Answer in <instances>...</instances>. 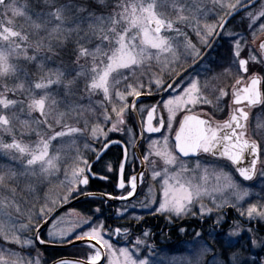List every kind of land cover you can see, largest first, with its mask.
Listing matches in <instances>:
<instances>
[{"label": "snow or ice", "instance_id": "obj_1", "mask_svg": "<svg viewBox=\"0 0 264 264\" xmlns=\"http://www.w3.org/2000/svg\"><path fill=\"white\" fill-rule=\"evenodd\" d=\"M255 3L179 0L171 19L161 11L169 0H116L114 5L109 0H0V156L8 159L0 165V264H40L39 258L22 257L16 245L77 241L87 258L56 264H103L105 259L107 264H151V230L143 227V215H129L149 168L156 188L149 184L139 202L147 214L166 216L169 223L211 219L208 235L222 239L225 247L218 254L223 258L214 257L213 264H264L244 256L249 246L264 245V237L258 236L264 228L256 226L264 225V192L244 186L253 180L257 163L264 165V139L246 138L249 109L264 108V76L251 70L260 65L264 71V42L256 52L242 33L229 27L240 11L251 19L264 17V10L258 17L248 11ZM172 8L177 9V0ZM209 13L217 17L216 23L201 26L200 18ZM225 46L226 71L236 70L234 84L230 91L219 89L214 102L203 94L207 85H201L200 68ZM157 65L161 74L150 70ZM153 89L161 99L137 107L145 94L153 96ZM206 105L228 118L213 126L211 119L197 114ZM117 133L128 139H113ZM156 134L163 148L160 139L151 138ZM113 146L121 147V159L104 166L124 194L86 192L90 177L109 179L93 169ZM141 148L143 155L138 156ZM201 155L205 165L207 157L222 165L214 170L211 187ZM191 156L197 162L190 168L184 161ZM157 159L163 161L160 170ZM126 166L133 174L126 175ZM62 171L66 192L51 200L45 187ZM97 195L103 203L91 214L73 210L58 215L70 199ZM254 195L259 199L249 202ZM109 200L123 202L115 216L126 218L124 224L108 225L112 217L103 208ZM226 208L235 212L231 223ZM70 215L76 218L66 220ZM137 229L140 235H135ZM26 233L31 236L25 238ZM113 237H123L127 246L116 247ZM195 237L199 242L203 233L196 231ZM142 250L148 255L140 258Z\"/></svg>", "mask_w": 264, "mask_h": 264}, {"label": "rangeland", "instance_id": "obj_2", "mask_svg": "<svg viewBox=\"0 0 264 264\" xmlns=\"http://www.w3.org/2000/svg\"><path fill=\"white\" fill-rule=\"evenodd\" d=\"M220 2V0H218V3ZM223 3H235L236 0H222ZM109 3L111 4H115L116 0H109ZM172 3L173 0H169V7L167 9H161V11L165 12V14L171 18V19H175V14L176 11H178L179 8V0H177V9L174 10L172 8ZM263 10L262 5L255 8L254 10L250 11V12H254L257 14L258 17V13L260 11ZM216 11H219V7H217ZM181 14H187V13H181ZM222 14V13H221ZM245 16L247 18L248 15L247 13L245 14ZM261 17H258L256 19H250V21L254 22V21H261V25H264V17H262L261 19H259ZM216 19L217 17L215 15H213L212 13H209L207 15V17H202L200 18V24L201 26L207 24V25H214L216 23ZM189 36H195L193 33H191V31L189 30ZM264 37V31L263 32H259L258 36H256L253 40H246L248 42V44L252 47V49H254L256 52H259L257 50V46H256V42L258 39ZM196 38V37H194ZM196 42V40L194 41V43ZM227 53L224 54V61L222 62V65H218L217 69L215 70V67H210L208 66V63L205 64V71L207 72L210 71V77L208 76V78L205 79V85H207V89L205 91V95H207L209 97V99L213 100L215 102V97L219 94L218 90L221 88H224L225 90H231V86L232 83L234 81L233 76L236 72V70L234 68H232L231 70L226 71V69L229 68L228 62H227V58L226 56ZM211 58L208 60L210 62ZM155 63V62H153ZM57 65L56 64H49L48 67L50 68H55ZM158 68L159 70V66H155L152 67L150 70L152 69H156ZM202 70V66L200 68V71ZM252 72L254 73H258L259 75L264 76V71L261 70V66L260 65H256L254 67H252ZM153 73H156L155 71ZM160 73V72H159ZM201 78V76H200ZM201 85H202V80H200ZM230 87V88H229ZM56 89H53V92L55 93ZM226 102L229 104V101H227V98H225ZM85 103H87V101H85ZM223 106V105H221ZM200 111L199 108L197 109V112ZM205 113H210V114H215L212 117L216 118V116L218 115L219 118H224L227 114L221 113L219 112L214 106H205ZM249 120L247 122V134H246V138H250V139H254L256 141H261L262 139H264V108H262L260 105L257 107H251L249 109ZM120 135H123L124 138L127 140L128 139V135H125L123 133H117ZM152 139H160L161 140V148H163V141L162 138L157 135L156 137H151ZM149 142V137L145 136L144 138V146H146ZM59 146V145H57ZM94 147H96L97 145L94 143L93 145ZM169 148H171V144L169 145ZM129 152L130 155L132 153V149L129 148ZM213 158L207 157V164L205 165V157L203 155H201L200 157V163L202 166H206L209 169V181L208 184L211 187L214 183L215 180L213 179L214 177V170L217 167H222V165H213L211 163ZM260 161H264V151H262L261 155H260ZM188 167H194L196 162H197V158L195 159H185L184 161ZM5 163H8V159L6 157L0 156V165H3ZM70 163V162H69ZM163 161L160 159H157V170H160V167L162 166ZM65 169H68V165L65 164L64 165ZM150 169V168H149ZM150 171L149 170V178L150 177ZM224 171H229V169H224ZM68 175L70 178V169L68 170ZM236 179H240L238 176H235ZM152 181V179H151ZM153 182V181H152ZM66 178L64 175V172L62 171L59 174V179H54L52 180V182L50 184H48L45 187V193L48 195V197L51 200H57L58 197L62 196L65 194L66 192ZM154 183V182H153ZM244 186L245 187H249L253 190L254 193H261L264 192V165H262L261 163H257L256 166V175L254 177V179L252 181L249 182H244ZM154 187L156 188V185H154ZM259 199L258 196L254 195L252 197V199L249 202H256ZM140 201L136 200L135 202H133L132 204H135L136 207L134 209H139L140 206ZM204 203L208 204L209 207H211L212 205L210 204V202L208 200H205ZM123 206V205H122ZM122 206H119V208H121ZM118 209V208H117ZM138 211V210H135ZM225 211L228 212V219H229V223H231V220L235 218V212L234 210L230 209V208H226ZM73 210H66L64 212H62L61 214H59L60 216H64L66 213H72ZM229 214H231L232 216H229ZM76 217L74 215H70V216H66L65 219L66 220H73ZM214 219V217H213ZM210 224H212V220L209 219ZM207 227L208 229L210 228L209 223H207ZM247 226V225H245ZM256 226L260 227V224H256ZM225 231H227V226H224ZM47 231V229H45V232ZM31 236V233H26L25 234V238ZM259 236V235H258ZM212 240L214 237L210 236ZM259 237H264V233L262 235H260ZM143 238V237H141ZM204 238V235H203ZM121 240L123 239V237L120 238ZM135 239V238H134ZM133 239V240H134ZM113 242V241H112ZM222 242H224L222 240ZM113 244L116 247H121V246H127L125 243L121 244V243H115L113 242ZM151 245V244H148ZM14 250L18 253H20V255L22 257H24L25 259H31V260H35L37 258H39L40 260V264H43L42 262V255L40 254V252L38 251V249L34 246V247H21L19 245L13 246ZM237 247H239V245H237ZM264 247V245H261L260 247L257 248H251V246H249L250 250H248L247 252H245V254H247L248 256H254L253 254L258 252L259 250H261V248ZM162 248V247H161ZM31 249V250H30ZM32 251V252H31ZM145 251L142 250V254L140 258H143V256L148 255L147 251L144 253ZM222 253V252H220ZM219 252H214L212 251L211 247L205 243V240H201L199 242L196 241V237H195V233L193 232L191 240L189 242H181L178 243V246L173 245L171 247V249H157V248H153L152 249V253H151V264H213V260L214 257L216 259H221L222 257L219 256L218 254H220ZM103 264H107V260L105 259L103 261Z\"/></svg>", "mask_w": 264, "mask_h": 264}, {"label": "flooded vegetation", "instance_id": "obj_3", "mask_svg": "<svg viewBox=\"0 0 264 264\" xmlns=\"http://www.w3.org/2000/svg\"><path fill=\"white\" fill-rule=\"evenodd\" d=\"M195 36H191L190 38L193 40V42L196 40V38H194ZM223 43V41L221 42ZM221 50H227V46L223 47V48H218L217 51L212 52L211 55L209 57H207L203 63L201 64L202 66V70H201V78L200 80H202V85H205V79L208 78V76L210 77V71L207 70V72L205 71V64L208 63V66L210 67H215V70L217 69L218 65H222V62L224 61V54H221ZM211 58L210 62L208 61ZM227 58V56H226ZM187 66V65H185ZM152 72H156V74H161L159 73L158 68L156 69H152ZM258 74V73H257ZM234 84V81L232 83V85ZM230 88V87H229ZM205 95V91L203 93ZM166 98V97H165ZM161 99L160 96L155 95V90L153 89V96H147L146 94L140 99L139 104L137 105V107L143 105L144 107H150L153 104H156L157 101H159ZM227 101H229V104H231V101L227 98ZM259 106V105H256ZM256 106H252V107H256ZM200 111L197 112V114H200L202 117L205 118V106L203 107V109H199ZM146 115V113H145ZM137 118H139L137 116ZM228 117L227 115L224 118H212L210 117V119L212 120L213 126H215V123L217 121L223 122L224 120H226ZM159 134L153 135L152 137H156ZM123 135L120 134H113L112 138L113 139H121ZM145 136L149 137L148 134H145ZM124 138V136H123ZM125 139V138H124ZM126 140V139H125ZM133 151V150H132ZM130 154V152H129ZM143 155V148H141L138 151V156H142ZM122 156V149L119 146H113L111 147V149L107 152V155H105L103 157V160L101 161V163L95 165L93 171H97V174H107L109 175V179L108 180H101V179H96L91 177L89 179V185L86 187L85 191L86 192H97V193H111L115 196H119L124 194L123 190H119L115 185H116V177L111 174V173H107L106 172V168H105V162H110L113 165H116ZM131 156V155H130ZM94 158V157H93ZM197 158V157H195ZM212 158V157H210ZM138 164V161L136 162ZM149 170L145 172V184L143 186V188H140L138 186V195L131 201V203L135 202L136 200L139 201H143L144 200V196L147 193V188L149 184H153V186L155 185L151 179L149 178ZM140 168L136 167V172H139ZM126 175H131L132 173V169L130 167L126 166L125 169ZM155 188V187H154ZM94 200H99V202L103 201L101 199H94ZM98 203V202H97ZM99 204V203H98ZM118 205H123V202H119V203H115V204H109L107 203V205H105L104 207L106 209H113L112 206H118ZM96 207V206H94ZM73 208V209H72ZM71 209L75 210V212L77 213H81L80 209L78 208V204H75ZM114 210V209H113ZM138 210V211H135ZM130 211L137 213V215H143L144 216V221H143V227L146 229H152V228H157V232L151 231L152 235L148 238L147 243L151 244L152 249L153 248H161V247H166V246H171L177 243L178 241V237H185L188 236V234H192L194 231H199V230H205V222H201L199 219L196 218H192V217H188L183 219V221H178L174 220L172 223L168 222V219L166 216L163 215H156V216H152L146 213V211L141 208L139 206V209H130ZM195 221V222H194ZM156 222H158V226H156ZM194 223V226H193ZM110 226L115 227L118 226L119 224H114V223H109ZM194 227H196L194 229ZM180 228H185L186 231L185 232H181ZM164 232L165 235V239H162L160 236H157V233H161ZM135 234H139L140 235V230L137 229ZM121 238V237H120ZM115 237L114 241L115 243H125L124 239H120Z\"/></svg>", "mask_w": 264, "mask_h": 264}, {"label": "trees", "instance_id": "obj_4", "mask_svg": "<svg viewBox=\"0 0 264 264\" xmlns=\"http://www.w3.org/2000/svg\"><path fill=\"white\" fill-rule=\"evenodd\" d=\"M261 5H264V0H260L255 5V7H252L250 9H248V11H252V10H254L255 8H257V7L261 6ZM263 10H264V7H263ZM245 14H246V12H243V13L239 14L238 16H236L234 18V20L232 21V23L229 25V27L234 29L237 32L242 33L246 40H250L251 41L256 36H258L259 32H263L264 29L261 28V23H260L261 21H257L256 20V21L252 22V21H250L249 18H247L245 16ZM242 17H243V21L241 19ZM261 18H259V19H261ZM220 53L221 54L227 53V50L226 51L225 50H221ZM225 56H227V55H225ZM100 204H102V202H99V200L88 199V200H83V201L79 202L78 203V208L80 209V212L82 214H91V210L95 208L94 206H98ZM103 211L105 212L106 216L112 217L111 219L107 220V223L110 222V223L119 224V225H122V224L125 223V219L126 218L125 219H117L116 216L114 215V213H113L114 211L112 209H109V208L106 209L104 207ZM133 213H135V212L130 211L129 215H131ZM135 214L137 215V213H135ZM229 216H232V215L229 214ZM180 220L181 219H178V221H180ZM181 221H183V219ZM207 223H209V225L211 226L209 220H207V222H205V230L204 229L203 230H199L204 235L203 241L205 240V242H207V244L211 247L212 251L219 252V253L222 252L223 253L225 251L224 242H222V239H216V238H213L212 240H210L211 237L208 235V232H209L210 228L208 229ZM158 224L159 223L156 222V226H158ZM193 226H194V223H193ZM260 227L264 228V225H260ZM158 228L159 227L152 228L151 231L157 232ZM195 228L196 227H194V229ZM263 233H264V230H261L258 233V235L260 236ZM135 235H138V234H135ZM157 236L165 238L164 232L157 233ZM181 238L182 237H178V240H181ZM76 249H77V252H79V254L78 255L76 254L75 256L81 257V258H85V259L87 258L86 255H85L86 249H85L84 246H79ZM166 249H168V248H166ZM73 250L74 249L69 250L68 253H65L66 251L64 252V250H52V249H40L38 251L42 255L41 257H42L43 264H48V263L52 262L54 259H57L58 257H61L62 255L70 254V255L74 256ZM232 250H235V249H232ZM245 252H247V251H245ZM245 252H244V256L247 257V254H245ZM253 255H254V257H256L258 262L264 261V247H262L261 250H259L258 252L254 253Z\"/></svg>", "mask_w": 264, "mask_h": 264}, {"label": "water", "instance_id": "obj_5", "mask_svg": "<svg viewBox=\"0 0 264 264\" xmlns=\"http://www.w3.org/2000/svg\"><path fill=\"white\" fill-rule=\"evenodd\" d=\"M259 0H256V3L258 2ZM255 3V4H256ZM244 11H240V13H242ZM238 14V15H239ZM237 16V15H236ZM264 42V38L260 39L258 41V44H257V48L259 50V45ZM203 55V54H202ZM204 118V117H202ZM204 119H209L208 117L205 116ZM251 141V140H250ZM195 156H191V157H188V158H193ZM94 159V158H93ZM251 159V157H249V160ZM120 190V189H119ZM93 193V192H92ZM99 194V193H97ZM97 198H99V195L96 196ZM86 198H90V197H87V196H78L76 197L75 199H71L69 200V202L67 204H64V205H61L59 208H58V213H60L62 210H65L66 208H69L71 207L72 205H74L76 202L78 201H81L83 199H86ZM109 203H116V202H120L119 200H109L108 201ZM39 246L41 247H44V248H68V247H71V246H75V245H83L81 244L80 242H75L73 244H66V245H59V244H52V243H49V244H45V245H40L39 243H37ZM79 258H71V257H65V258H60V259H57L56 261H53L51 262L50 264H56L57 261H61V260H64V261H74V260H78Z\"/></svg>", "mask_w": 264, "mask_h": 264}]
</instances>
